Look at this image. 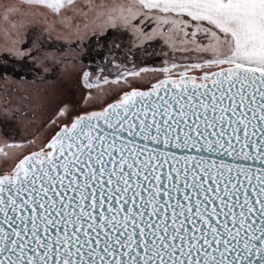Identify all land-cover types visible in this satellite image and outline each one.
<instances>
[{"label":"snow or ice","instance_id":"snow-or-ice-1","mask_svg":"<svg viewBox=\"0 0 264 264\" xmlns=\"http://www.w3.org/2000/svg\"><path fill=\"white\" fill-rule=\"evenodd\" d=\"M0 264H264V0H0Z\"/></svg>","mask_w":264,"mask_h":264},{"label":"rangeland","instance_id":"rangeland-1","mask_svg":"<svg viewBox=\"0 0 264 264\" xmlns=\"http://www.w3.org/2000/svg\"><path fill=\"white\" fill-rule=\"evenodd\" d=\"M145 24L148 23L147 20L144 22ZM50 26V22H49ZM152 27V25H150ZM144 28V24H141V28L137 29L135 31H129L127 33L123 32V30L120 33H114L113 36L115 39L120 40L122 42L124 52H128L129 49H131V55H137V63L146 65L148 67L155 66L156 69H160L161 67H171V64L173 62V58L179 63V64H187L189 62V57L194 61L196 59L195 54H190L182 51H175L171 48H169L166 44L156 43V39L152 38L149 39L148 37H145L142 35V29ZM55 35V34H54ZM152 34L149 33V36ZM71 41H68L66 37L63 38V40L58 41L54 47L55 48H61L64 43H70ZM178 48H182V45H177ZM148 48L149 52L155 51L157 55L155 56H148L144 55L143 49ZM161 50H164L168 53L167 56L160 55ZM70 51V49H69ZM97 65L93 64L92 68H96ZM176 73H179L180 68L173 70ZM148 75L150 76H163V74L159 71L156 72H150ZM173 78H178V76H174ZM86 87V86H85ZM107 87V86H105ZM87 89V87H86ZM89 91H97V89H88ZM66 96V95H64ZM63 96V97H64ZM67 101L74 102L72 99H68Z\"/></svg>","mask_w":264,"mask_h":264},{"label":"water","instance_id":"water-1","mask_svg":"<svg viewBox=\"0 0 264 264\" xmlns=\"http://www.w3.org/2000/svg\"><path fill=\"white\" fill-rule=\"evenodd\" d=\"M178 79V78H177ZM177 156L181 155H198L194 150L189 152V151H181L180 149L173 148L171 149ZM205 157L209 160H217L219 161L220 159H223L225 163L227 164H232V163H237V164H243L244 166H252L251 161H244V160H238L234 161L232 157L224 156L223 158L216 156V155H209L208 153H204Z\"/></svg>","mask_w":264,"mask_h":264},{"label":"crops","instance_id":"crops-1","mask_svg":"<svg viewBox=\"0 0 264 264\" xmlns=\"http://www.w3.org/2000/svg\"><path fill=\"white\" fill-rule=\"evenodd\" d=\"M93 65H91L92 67ZM59 84H63V81L58 82ZM89 91L85 86H82L78 78L74 77L71 84L64 88L63 95H74L76 99L79 100L81 95L85 92Z\"/></svg>","mask_w":264,"mask_h":264},{"label":"trees","instance_id":"trees-1","mask_svg":"<svg viewBox=\"0 0 264 264\" xmlns=\"http://www.w3.org/2000/svg\"><path fill=\"white\" fill-rule=\"evenodd\" d=\"M64 96V95H63ZM65 100H68V99H72L74 102L75 101H78L77 99H76V96H74V95H66V96H64L63 97ZM78 110H80V109H78Z\"/></svg>","mask_w":264,"mask_h":264}]
</instances>
